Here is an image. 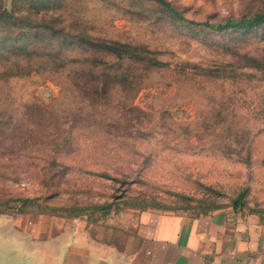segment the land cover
<instances>
[{
    "label": "rangeland",
    "instance_id": "374dc122",
    "mask_svg": "<svg viewBox=\"0 0 264 264\" xmlns=\"http://www.w3.org/2000/svg\"><path fill=\"white\" fill-rule=\"evenodd\" d=\"M163 1L0 0V41L24 39L26 32L34 37L58 23L66 31L143 45L161 62L131 102L146 115L130 112L126 121L119 108L101 107L97 128L70 132L74 152L48 147L38 158L0 155V197L30 200L0 212L8 238L11 229L20 231L23 244L27 234L41 238L53 217L122 224L125 213L146 209L202 216L237 197L243 209L264 218V24L215 32L193 23L250 16L264 11V0ZM85 47L68 48L84 55ZM67 80L60 86L42 70L0 75V110L16 121L27 105H48L63 93L56 108L67 128L74 101L86 112L83 95L72 99ZM225 135L231 143L237 136L247 140L222 147ZM53 157L59 164L50 169Z\"/></svg>",
    "mask_w": 264,
    "mask_h": 264
},
{
    "label": "trees",
    "instance_id": "16d2710c",
    "mask_svg": "<svg viewBox=\"0 0 264 264\" xmlns=\"http://www.w3.org/2000/svg\"><path fill=\"white\" fill-rule=\"evenodd\" d=\"M157 1L167 4L163 0ZM193 23L215 32L232 29L249 30L264 24V11L250 16L244 15L239 19L227 18L216 24ZM71 32L58 26V23H51L47 31L42 34L36 33L34 37L26 32L24 39L7 35L6 39L0 41V58L4 66L0 69V75L6 74L9 78L42 70L60 86L63 85V79L68 78L71 98L80 99L82 94L86 109L83 113V109H77L78 101H74L73 109L71 107L68 110L71 125L67 128L64 127L66 123L62 121V113L56 108L57 105L64 103L63 93L48 105L40 103L27 105L24 117L16 121L11 119L10 111L8 113L4 109L0 110L1 117L5 118L4 116L9 115L8 119L0 121V155L38 158L37 153H43L48 147L55 153L74 152L78 143L71 134L72 129L79 126L97 128L100 123L98 124L96 118L101 107L111 108L109 105H112L114 108H119L126 121L128 117L125 115H129L130 112L136 113L135 116L146 115L131 102L143 87V78L154 66L161 63L155 51L146 49L143 45L93 37L84 31ZM74 44L85 45V49L90 53L73 54L68 47ZM131 49H143L145 55H131L127 52ZM222 112L225 114L223 117L229 116V108L226 111L223 109ZM230 129L234 132L232 126L228 131ZM7 130H10V133H7ZM237 137H233L231 143L230 137L225 135L222 139V147L245 144L247 139ZM115 140L124 143V140L119 138ZM58 164L53 157L48 161V168L51 169ZM46 178L44 176L43 179ZM29 201L22 198L0 197V212L12 208L9 206L11 202L26 204ZM244 204L241 198L237 197L232 205L235 208H242ZM218 208L221 207L217 206L216 209ZM78 215L79 213H72L70 216Z\"/></svg>",
    "mask_w": 264,
    "mask_h": 264
},
{
    "label": "crops",
    "instance_id": "0c3cea01",
    "mask_svg": "<svg viewBox=\"0 0 264 264\" xmlns=\"http://www.w3.org/2000/svg\"><path fill=\"white\" fill-rule=\"evenodd\" d=\"M125 214L122 224L53 217L27 244L0 223V264H264V218L243 208Z\"/></svg>",
    "mask_w": 264,
    "mask_h": 264
}]
</instances>
